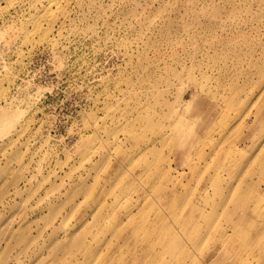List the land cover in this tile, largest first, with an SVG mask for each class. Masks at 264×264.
Segmentation results:
<instances>
[{
	"label": "rangeland",
	"instance_id": "rangeland-1",
	"mask_svg": "<svg viewBox=\"0 0 264 264\" xmlns=\"http://www.w3.org/2000/svg\"><path fill=\"white\" fill-rule=\"evenodd\" d=\"M0 264H264V0H0Z\"/></svg>",
	"mask_w": 264,
	"mask_h": 264
}]
</instances>
